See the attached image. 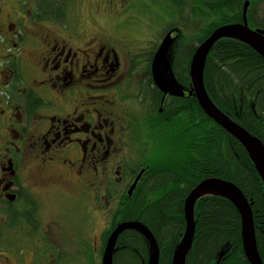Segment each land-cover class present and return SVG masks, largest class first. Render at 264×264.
<instances>
[{"label":"flooded vegetation","instance_id":"flooded-vegetation-1","mask_svg":"<svg viewBox=\"0 0 264 264\" xmlns=\"http://www.w3.org/2000/svg\"><path fill=\"white\" fill-rule=\"evenodd\" d=\"M121 2L133 23H184L220 14L224 24L217 28L244 24L246 19L251 30L264 35V0ZM218 2L223 9L213 11ZM34 4L0 0V264H27L28 256V264H71L73 251L82 260L89 256V248L98 252L102 264L109 235L118 222L126 221H119L118 210L140 197L155 156L164 149L176 150L174 122H188L186 99L197 100L190 93L192 57L182 63L176 58L172 64V73L174 68L183 72L171 79L185 94L164 93L152 73L159 45L142 63L121 36L86 37L68 22L37 21ZM176 28L165 36L170 32L173 36ZM197 37L195 49L202 43ZM140 69L145 71L142 77ZM163 72L170 79L169 72ZM180 106L184 114L178 113ZM260 120L264 122V111ZM68 199L90 203L87 214L78 210L79 218L86 214L83 222L69 219ZM112 206L107 230L113 228L107 236L102 230L95 244L90 242L94 239L89 215L97 213L100 225L101 212ZM95 228L99 230L96 223ZM125 247L116 243L114 264ZM219 249L217 264L226 253L220 258Z\"/></svg>","mask_w":264,"mask_h":264},{"label":"trees","instance_id":"trees-1","mask_svg":"<svg viewBox=\"0 0 264 264\" xmlns=\"http://www.w3.org/2000/svg\"><path fill=\"white\" fill-rule=\"evenodd\" d=\"M34 2L37 21H68L70 0ZM212 9L220 12L223 4L218 2ZM216 16L197 37L198 43L224 24V15ZM190 49L185 57L189 62L196 50L194 45ZM207 59L204 81L213 103L264 143V122L260 120L264 111V82L260 79L261 76L264 79V59L248 45L230 38L216 42ZM185 71L187 81L188 65ZM249 102L254 104V110ZM186 112L188 122L180 125L174 122L175 152L164 149L149 163L140 197L123 203L117 212L119 221L139 220L148 225L161 247L159 264H172L173 253L186 228L183 213L186 197L205 178L221 177L233 181L253 201L258 248L264 263V184L256 166L245 147L215 124L195 97L186 99ZM178 113L184 114L181 106ZM184 132L189 137L184 138ZM195 222L196 237L187 264H217L219 248L226 253L218 264H250L243 254L241 216L233 203L222 196H204L195 207ZM117 244L127 247L116 264H148L149 241L137 230H125L118 236ZM118 251L115 250L114 257Z\"/></svg>","mask_w":264,"mask_h":264},{"label":"water","instance_id":"water-1","mask_svg":"<svg viewBox=\"0 0 264 264\" xmlns=\"http://www.w3.org/2000/svg\"><path fill=\"white\" fill-rule=\"evenodd\" d=\"M246 11V10H245ZM246 17V16H245ZM237 38L253 47L256 51L264 57V35L261 31H253L246 24H229L224 25L213 30V32L196 48L191 58L190 77L192 82V90L190 93H195L197 101L202 107L205 114L220 124L228 134H232L241 143L251 160L257 168V172L264 184V143L261 139L249 132L240 123L235 122L229 115L223 113L220 108L213 103L209 93L206 91L204 73L207 63V57L213 50L214 44L224 38ZM175 41L172 32L168 33L159 44L157 52L152 60V73L155 84L164 93L175 94L183 96L184 90L170 83L164 77V68L167 65V54L173 42ZM135 181L133 187L136 185ZM131 188V190L133 189ZM215 195L224 197L234 204L241 216V241L243 243L244 254L250 264H264L261 253H259L257 233L255 231L254 211L252 210L253 201L247 199L243 189L239 188L233 181L224 178L209 176L200 181L185 199L184 204V218L186 228L183 236L173 253L172 264H186L188 254L193 247V241L196 236V222H195V207L199 199L204 196ZM125 230H137L149 241L150 253L148 264L160 263L159 243L148 225H144L141 221H124L118 222L109 235V239L105 246L102 264H113V255L115 252V245L118 236L124 233ZM224 249L220 252V258L223 257Z\"/></svg>","mask_w":264,"mask_h":264},{"label":"rangeland","instance_id":"rangeland-1","mask_svg":"<svg viewBox=\"0 0 264 264\" xmlns=\"http://www.w3.org/2000/svg\"><path fill=\"white\" fill-rule=\"evenodd\" d=\"M123 1V0H122ZM68 24L73 28H79L80 31L84 32L88 37L93 34L99 35L101 37H107L109 35L116 36L119 35L125 40L131 43V51L140 55L142 63L149 57V55L155 50L158 45L162 42L165 34L171 29L175 28V34L173 35L175 41L170 47V51L167 54V72L170 74V79L166 77L170 81V83H174L175 80L171 79V76L176 74L177 77L182 76L183 72L181 70H177L174 68V72L172 73V64L177 60L182 63L183 59L187 56L188 52H190V48L188 46L195 45L196 41L194 37L201 35L204 26H208L210 21L213 22L214 18H196L191 20H186L184 23H175L172 20L169 21H144L139 20L136 23H133L131 19H129L126 15V9H123V5L121 0H70L68 6ZM143 15H138L137 19H142ZM53 23V22H52ZM122 50V48H120ZM179 63V64H180ZM180 66V65H179ZM141 68L146 67L141 66ZM141 70V69H140ZM144 70V69H142ZM141 70V71H142ZM145 71H142L140 77L144 75ZM182 72V73H181ZM83 201V200H81ZM84 203L79 204L71 199L65 203V207L70 209L69 219L73 222H83L85 220V216L88 213L87 209L90 208V203L87 201H83ZM101 206L105 207L103 203ZM85 210V215L83 214L81 218H79L78 210ZM68 209V210H69ZM113 206L110 209H106L101 212V222L100 225L99 217H97V213L95 215L92 213L89 217L92 219V235L93 239L90 242H95L97 239L95 237H99L100 233L106 231L109 228L110 213L113 211ZM82 210V211H83ZM90 219V220H91ZM96 227L99 229L96 231ZM91 226V225H90ZM90 237V238H92ZM79 240V239H78ZM90 253L86 259H79V253L73 251V254L69 256L71 259V264H101V260H99L98 252L92 248H89ZM27 264L31 262V257L28 256L26 258Z\"/></svg>","mask_w":264,"mask_h":264},{"label":"bare ground","instance_id":"bare-ground-1","mask_svg":"<svg viewBox=\"0 0 264 264\" xmlns=\"http://www.w3.org/2000/svg\"><path fill=\"white\" fill-rule=\"evenodd\" d=\"M190 193V192H189Z\"/></svg>","mask_w":264,"mask_h":264}]
</instances>
